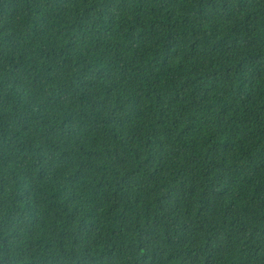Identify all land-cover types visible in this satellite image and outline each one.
I'll list each match as a JSON object with an SVG mask.
<instances>
[{
  "label": "trees",
  "instance_id": "1",
  "mask_svg": "<svg viewBox=\"0 0 264 264\" xmlns=\"http://www.w3.org/2000/svg\"><path fill=\"white\" fill-rule=\"evenodd\" d=\"M0 264H264V0H0Z\"/></svg>",
  "mask_w": 264,
  "mask_h": 264
}]
</instances>
